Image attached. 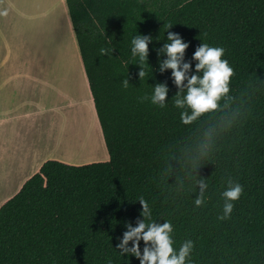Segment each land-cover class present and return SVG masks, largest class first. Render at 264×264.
Masks as SVG:
<instances>
[{"label": "trees", "instance_id": "obj_1", "mask_svg": "<svg viewBox=\"0 0 264 264\" xmlns=\"http://www.w3.org/2000/svg\"><path fill=\"white\" fill-rule=\"evenodd\" d=\"M89 82L109 159L75 165L45 161L20 190L0 206V264H140L116 248L136 225L143 196L152 219L173 224L174 247L194 242L193 264H264V0H65ZM169 31L179 33L192 63L203 42L225 49L234 69L229 100L192 125L180 120L172 99L178 92L166 57L158 50ZM149 43L147 75L131 56V39ZM101 48H114L102 55ZM152 67V68H151ZM130 85L125 88L122 81ZM166 83L164 108L141 97ZM213 152L197 174L207 180L197 207L195 184L176 191L181 155L204 138ZM173 167L167 180L164 161ZM231 178L243 186L228 219H220L221 193ZM131 246V242H130ZM141 252L144 242H140Z\"/></svg>", "mask_w": 264, "mask_h": 264}, {"label": "clouds", "instance_id": "obj_2", "mask_svg": "<svg viewBox=\"0 0 264 264\" xmlns=\"http://www.w3.org/2000/svg\"><path fill=\"white\" fill-rule=\"evenodd\" d=\"M168 26L166 42L158 50V55L166 57L159 61V71L171 70L172 79L178 92L172 99L174 106L180 110V120L184 125H192L205 116H211L221 110L229 100L230 82L234 75V69L229 61L224 58L225 49L220 46H211L202 41L193 53L192 60L196 61L195 71L192 63L185 61V52L189 44L184 41L179 33L169 31ZM153 37L150 35L137 34L131 39V56L136 60L135 65L140 66L138 73L142 80L148 73L145 62L149 64V43ZM114 48H101L102 55H112ZM152 68V67H151ZM127 88L130 83L127 78L122 81ZM153 90L149 96L141 97L149 100L152 104L161 108L166 106V98L169 87L166 83H157L152 86ZM213 152V138L209 133L192 151L184 152L181 159V168L176 175V191H182L189 184H195L199 189V195L194 199L197 207L202 206L207 199L205 193L208 183L205 178L197 174V169L202 162L209 158ZM172 157L164 161L165 167L162 172L169 177L173 176V167L169 163ZM228 186L221 193L224 204L220 219H228L234 208V202L239 200L244 189L239 182L231 178L227 181ZM142 205L140 216L136 225L127 223L126 231L119 239L116 248L121 256L130 255L139 259L140 264H193L191 254L194 242L191 239L184 240L179 248L174 247L173 224L170 220L158 223L152 219V209L149 202L140 196L137 200ZM144 242L141 252L140 242ZM131 242V246H130ZM106 264H113L109 258Z\"/></svg>", "mask_w": 264, "mask_h": 264}, {"label": "rangeland", "instance_id": "obj_3", "mask_svg": "<svg viewBox=\"0 0 264 264\" xmlns=\"http://www.w3.org/2000/svg\"><path fill=\"white\" fill-rule=\"evenodd\" d=\"M13 2L14 7H9L7 0L0 1L2 23L0 29L4 31L5 37L8 36L5 41L0 39V53L6 51H4L6 42L12 40L10 44L12 43L15 53L23 55L28 53L34 64L42 66L45 71L51 70L53 88L57 93L60 92L61 102L70 104L69 106L60 104L61 108H64L62 112L66 119L62 121V126L60 125L58 130L53 128L49 148L50 159L75 165L108 160L109 154L102 129L99 130L97 127L89 106L88 92L83 88L81 71L78 68L81 57L73 32L69 28V17L64 10V2L62 0H13ZM70 97L77 98L81 103L73 104L75 101ZM88 126L89 130L86 133ZM31 170V168L20 170L13 184L0 187V206L16 194L22 186L20 185L22 178Z\"/></svg>", "mask_w": 264, "mask_h": 264}, {"label": "crops", "instance_id": "obj_4", "mask_svg": "<svg viewBox=\"0 0 264 264\" xmlns=\"http://www.w3.org/2000/svg\"><path fill=\"white\" fill-rule=\"evenodd\" d=\"M62 2L69 17V28L75 37L66 2ZM7 3L9 7H14L13 0H7ZM6 38L8 36L5 37L0 29V39L5 41ZM10 42L12 40L6 42V51L0 53V187L13 184L20 170L31 168L21 180L20 185H23L50 159L51 133L54 127L58 130L66 119L60 104L70 105L61 102L60 92L53 88L51 70L45 71L42 66L34 64L28 53H15ZM78 68L95 122L101 130L82 59ZM72 99L75 101L73 104L81 103L77 98ZM88 130L89 126L86 133Z\"/></svg>", "mask_w": 264, "mask_h": 264}, {"label": "bare ground", "instance_id": "obj_5", "mask_svg": "<svg viewBox=\"0 0 264 264\" xmlns=\"http://www.w3.org/2000/svg\"><path fill=\"white\" fill-rule=\"evenodd\" d=\"M88 96V95H87ZM87 99V98H86ZM85 100V99H84ZM88 100V99H87ZM90 106V105H89ZM87 109H88V107H87ZM88 112V111H87ZM89 113V112H88Z\"/></svg>", "mask_w": 264, "mask_h": 264}]
</instances>
